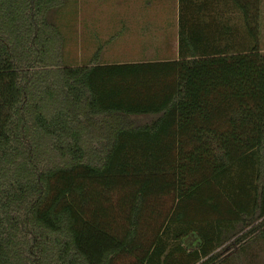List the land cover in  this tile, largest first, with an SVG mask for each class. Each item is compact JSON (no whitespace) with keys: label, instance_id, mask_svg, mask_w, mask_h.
I'll use <instances>...</instances> for the list:
<instances>
[{"label":"trees","instance_id":"16d2710c","mask_svg":"<svg viewBox=\"0 0 264 264\" xmlns=\"http://www.w3.org/2000/svg\"><path fill=\"white\" fill-rule=\"evenodd\" d=\"M232 1L247 40L71 66L63 0H0V264H232L264 243L261 0Z\"/></svg>","mask_w":264,"mask_h":264},{"label":"crops","instance_id":"0c3cea01","mask_svg":"<svg viewBox=\"0 0 264 264\" xmlns=\"http://www.w3.org/2000/svg\"><path fill=\"white\" fill-rule=\"evenodd\" d=\"M92 1L83 0L87 4ZM126 1L128 11L124 18H112L109 15L102 19L88 16H79L75 20L54 18L52 22L62 34L63 57L78 59L81 63L77 66L90 64L95 57L99 63L171 60L183 53L209 55L214 48H218L215 43L221 42L223 45L231 37L247 40L243 11L232 0ZM53 9L48 12V17ZM260 9L264 52L263 0ZM70 31L75 33L74 40L69 39ZM145 116H149L150 121L156 117L152 114L134 115L129 121L145 124L135 121L136 117L145 119ZM196 241L185 240L190 245ZM261 250L264 254V243Z\"/></svg>","mask_w":264,"mask_h":264},{"label":"rangeland","instance_id":"374dc122","mask_svg":"<svg viewBox=\"0 0 264 264\" xmlns=\"http://www.w3.org/2000/svg\"><path fill=\"white\" fill-rule=\"evenodd\" d=\"M87 3L88 2L84 3L83 0H63V3L55 7L53 9L54 11H52V14H49L50 20L53 21V19L56 17L75 20L79 16H88L102 19L103 17L108 15L112 18H124L126 17L128 11L126 0H93L89 4ZM55 12H58V14L56 15ZM70 35L71 37H69V39L74 40L75 33L70 31ZM101 44H103L102 39ZM63 62L65 65L71 66H77L78 63H81L78 62V59H69L67 57H63ZM150 119L151 118L149 116H145V119L136 117L135 121L147 123L150 121ZM243 233L244 231L238 232L233 238L226 241L219 247L217 251L219 253H223L222 258L227 256H236L235 254L239 246L235 245V240L239 236H242ZM253 235L254 234L250 236V239L253 238ZM187 241L190 242V239H188ZM246 244L247 245L245 246V249L247 251L245 252V255L237 257V259L232 264H264V254L261 250L262 244L253 240H249Z\"/></svg>","mask_w":264,"mask_h":264},{"label":"water","instance_id":"95a60500","mask_svg":"<svg viewBox=\"0 0 264 264\" xmlns=\"http://www.w3.org/2000/svg\"><path fill=\"white\" fill-rule=\"evenodd\" d=\"M188 239H192V240H197V238L196 237H194L193 235H190V236H188V237H186V241L188 240ZM188 242V241H187Z\"/></svg>","mask_w":264,"mask_h":264}]
</instances>
